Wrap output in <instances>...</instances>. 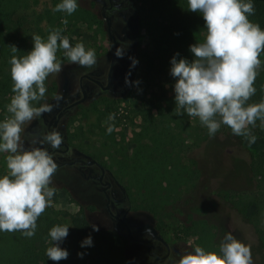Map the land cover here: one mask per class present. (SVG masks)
<instances>
[{
	"label": "rangeland",
	"instance_id": "374dc122",
	"mask_svg": "<svg viewBox=\"0 0 264 264\" xmlns=\"http://www.w3.org/2000/svg\"><path fill=\"white\" fill-rule=\"evenodd\" d=\"M126 1L127 6L120 12L132 14L138 20V34H130L127 50L137 38L135 53L129 57L139 63L125 94L112 96L97 90L99 96L89 98L65 115L60 127L67 135L71 151L64 161L74 158L76 150L104 165L127 192V205L121 208H129V219L154 225L168 242L177 246L181 255L191 252L196 246L205 251L218 252L224 235L231 232L235 238L250 246L253 264H264V249L256 229L247 221L258 208L255 197L259 195L260 188L252 178L250 165L251 157L264 151V128H251L258 137L252 145L245 137L233 135L231 129L224 125L215 137L208 136L197 142L191 137L193 130L187 128L182 151L176 157L180 180L172 179L171 185L164 182L162 186L154 187L156 184L152 182L165 180V176L159 170L151 173V167L140 175V180H147V187L139 188L141 182L137 184L133 181V163L125 176L119 173L121 161L127 158L133 162L135 159V134L140 132L143 122L140 110L154 107L163 95H174L175 81L169 74L170 59L176 53L193 59L189 46L203 43L207 35L205 21L199 13L189 11L188 0ZM0 3L19 27L7 33L14 42H19V57L32 50L34 35L46 39L49 32L57 28L63 29L62 34L69 38L71 44L83 42L86 48L95 50L97 63L92 67L72 63L64 57L63 50H59L57 58L61 61V71L50 74L46 79L47 92L40 103L49 104L62 95L65 74L70 81L71 93H75L80 92L81 76L108 67L113 46L101 5L95 1L79 0L76 12L70 16L53 11L60 0H0ZM119 15L118 12L108 13V17H113L114 29L118 32L125 26ZM65 19L66 26L63 24ZM170 26L172 33L167 39L166 27ZM129 57L123 61L132 62ZM4 60L0 55V64ZM10 68L9 63V73ZM137 81L139 84L135 83ZM1 82L0 78V120H3L10 115L6 105L13 93L12 89L3 88ZM153 113H157L155 109ZM35 120L23 126L22 139L26 150L33 146L29 132ZM195 120L189 117L186 124L194 126ZM38 130L40 133L46 131L41 121ZM179 130H176L177 133ZM123 149H127L126 155L121 152ZM7 155L0 153V176L8 172ZM51 186L55 187L56 193L53 206L48 209L55 212L62 224L72 227L71 218L83 210L87 220L99 231L115 235L106 212L105 197L96 183L84 180L75 168L64 166L54 173ZM149 188H154L155 195L147 191ZM145 195L152 198L147 200ZM247 203L249 207L246 217H243L241 210ZM41 227L42 219L39 217L37 233ZM119 243L123 246L124 259L117 264H136L141 260L138 253L142 246L121 238Z\"/></svg>",
	"mask_w": 264,
	"mask_h": 264
},
{
	"label": "clouds",
	"instance_id": "9594fccd",
	"mask_svg": "<svg viewBox=\"0 0 264 264\" xmlns=\"http://www.w3.org/2000/svg\"><path fill=\"white\" fill-rule=\"evenodd\" d=\"M78 6L79 0H60L53 11L70 16ZM188 8L203 18L207 35L203 43L189 46L193 59L180 57L179 53L170 59L169 74L175 81V112L198 118L209 137H215L224 125L233 135L245 137L249 145L255 144L258 137L251 128L257 120L264 124V100L258 104L247 102L256 93L254 83L261 65L259 57L264 52V29L249 20L255 15L254 0H188ZM63 24L67 25L66 19ZM62 33L63 29L57 28L46 39L34 35L32 50L19 58L13 55L9 60L13 95L6 105L10 115L0 120V153H8V172L0 176V232H20L28 239L36 235L37 220L46 208L53 206L56 193L51 185L57 164L44 145L58 150L64 140L53 129L42 134L40 147L30 146L26 150L23 126L52 111V105L40 102L47 92L46 79L61 71L59 50L74 64L92 67L97 63L94 49L86 48L83 42L73 45ZM10 48L13 53L18 52L16 46ZM124 49L118 48L114 55L123 58ZM129 59L131 68L139 63L135 58ZM92 228L98 231L95 225ZM69 229L67 224H57L49 230L47 260L58 264L68 259L70 253L61 245ZM146 233L150 235L151 229H146ZM93 246L91 235L80 243L81 248ZM77 255L82 259L86 253ZM175 264H253V258L250 246L228 232L218 252L196 246L181 255Z\"/></svg>",
	"mask_w": 264,
	"mask_h": 264
},
{
	"label": "trees",
	"instance_id": "16d2710c",
	"mask_svg": "<svg viewBox=\"0 0 264 264\" xmlns=\"http://www.w3.org/2000/svg\"><path fill=\"white\" fill-rule=\"evenodd\" d=\"M255 15L250 16L249 20L252 23H258L261 29H264V0H254ZM2 3H0V55L5 59L0 64V78L2 80L1 86L5 89H12L13 81L11 75L7 72V65L13 55L19 57L18 45L19 42H14L13 37L8 36V30L14 31L19 27L16 26ZM165 36L168 37L172 33V27H166ZM153 34V33H152ZM16 46L19 53H13L10 46ZM259 59L261 65L257 69L258 75L256 77L254 87L256 93L248 100V104H258L264 100V52H261ZM156 110V114L153 110ZM143 122L140 132L136 133L135 159L121 161L119 173L125 176L128 170L134 164L135 176L133 181L140 187H147V180L143 178L140 180V175L146 171V168L151 167V173L159 170L163 172L165 180H155L152 183L156 184L154 187L162 186L164 182L172 184V179L180 180L179 164L176 163L177 155L182 151L186 129H192L191 137L196 141L201 138L208 137V130L201 125L199 119L190 117L195 120V125H187L186 122L189 116L185 113L177 115L175 112L174 95L167 97L163 95L159 98L157 104L148 109L140 110ZM197 121V122H196ZM186 124V127H184ZM257 128H264V124L260 120L256 121ZM177 129H180L177 133ZM264 134V129L263 132ZM190 136V135H189ZM194 141V142H195ZM196 141V142H197ZM124 150V151H123ZM121 152L126 155L127 149ZM125 157V156H124ZM251 173L252 178L258 182L259 195H256L255 201L258 204L257 211L247 221L256 229L257 235L260 239L264 249V151L255 154L251 157ZM161 182V183H160ZM159 183V184H157ZM149 187V186H148ZM147 190V189H146ZM147 191L154 192V188H149ZM155 195V192H154ZM152 194V196H154ZM148 195H145V198ZM148 196V198H152ZM249 204L247 203L241 210L242 216L246 217V210ZM42 219V227L40 232L30 239L25 238L20 232H0V264H57L51 260H47L45 250L50 246L48 242L49 230L57 224L62 222L57 218L52 209L46 208L45 212L40 216ZM72 227L69 229V235L63 242L61 247L66 248L70 255L67 260L60 261L58 264H117L119 260L124 259L123 246L119 243L120 237L118 235L110 236L104 231H93L92 224L87 220L85 212L80 211L74 218H71ZM91 235L94 246L90 248H81V241L87 236ZM84 252L86 255L81 259L77 253Z\"/></svg>",
	"mask_w": 264,
	"mask_h": 264
},
{
	"label": "flooded vegetation",
	"instance_id": "af4514ba",
	"mask_svg": "<svg viewBox=\"0 0 264 264\" xmlns=\"http://www.w3.org/2000/svg\"><path fill=\"white\" fill-rule=\"evenodd\" d=\"M93 1L101 5V12L104 18L108 16V13L113 14L118 12V14H120L119 16H121L122 20L125 22V26L121 28L120 32L114 29L112 22V33L116 41L117 49L125 47L123 58L115 57V62L112 66V57L114 55L115 45L114 40L108 35L113 46V52L108 67L102 69L101 71L81 76L79 79L80 92L71 93L69 84L68 92L65 93L62 86V95L59 96V98L63 99V101L58 104L57 102H54L57 98L53 99L49 103V105H52V111L49 113H44L41 117L34 121L33 127L29 132L31 135L30 141L33 146L40 147L41 145L39 144V141L42 137V134L53 130V126L57 122V127L55 129L61 133L64 140L61 149L52 150L50 146L44 145V147H47L48 151L52 153L54 161L57 164V169L64 166L75 168L78 174L82 176L84 180L88 182L92 181L98 185L105 197L106 212L110 221L112 222L115 234L121 239L134 242L142 246L138 253V257H141V260H138L136 264H175V261L181 256L177 246L168 242L161 235L159 230L151 223H138L129 219V208H121V206L127 205V192L123 187H121V185L118 183V180L104 165H102L97 160L92 159L89 155L76 150L74 151V158L69 161H64L71 151V147L67 144V135L64 129L60 127L65 115L71 109L82 105L89 98L99 96L97 95L98 93H96L97 90H99V92L109 93L112 96H120L125 94L129 88L128 84L132 80L136 69V67H130L132 62L128 63L123 61L129 56H132L137 48L136 38L132 41L131 46L127 50L126 44L129 42L130 34H136V36L138 34V26H136L138 20L135 19L132 14L128 15L127 13L120 12L124 6H127V1ZM111 18L112 21H114L113 17ZM65 77H67V74L64 75V78ZM126 80L128 83H126ZM82 90L86 92V100L73 108H68L70 104L83 98ZM70 101L72 102L68 104ZM40 121L46 126V131L43 133H40V130H38L40 127ZM148 224L151 225L156 231L155 238L151 233L150 235H147L146 229L148 228L144 225ZM130 236L132 237L130 238Z\"/></svg>",
	"mask_w": 264,
	"mask_h": 264
},
{
	"label": "water",
	"instance_id": "95a60500",
	"mask_svg": "<svg viewBox=\"0 0 264 264\" xmlns=\"http://www.w3.org/2000/svg\"><path fill=\"white\" fill-rule=\"evenodd\" d=\"M105 20L107 22L108 35L114 40V45H115L114 53H115V51H117V45H116V41H115L114 35L112 33V22L113 21H112V18L111 17H108V16L105 17ZM115 57H116L115 55H113V57H112V66H113V64L115 62ZM86 77H88V76H86ZM69 84H70L69 79L67 77H65L64 78V85H63V89H64V92L65 93L68 92ZM109 84H110V82H109ZM82 93H83V98L80 99L79 101H76V102L70 104L68 108H73L76 105L81 104V103H83L86 100V92L84 90H82ZM61 101H63V99H59V100L56 99L54 102H57L59 104ZM56 127H57V122L54 124L53 129H55ZM144 226L147 227L148 229H151V234L155 238L156 231L154 230V228H152V226L149 225V224L148 225H144ZM131 237L132 236H130V238Z\"/></svg>",
	"mask_w": 264,
	"mask_h": 264
}]
</instances>
